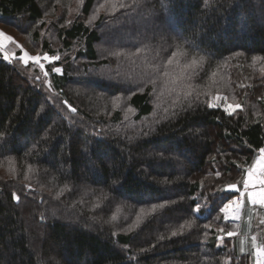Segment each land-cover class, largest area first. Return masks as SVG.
Masks as SVG:
<instances>
[{
	"label": "trees",
	"instance_id": "1",
	"mask_svg": "<svg viewBox=\"0 0 264 264\" xmlns=\"http://www.w3.org/2000/svg\"><path fill=\"white\" fill-rule=\"evenodd\" d=\"M55 1L0 0V25L63 56L54 97L0 58V264H256L219 208L264 148V0H84L57 49Z\"/></svg>",
	"mask_w": 264,
	"mask_h": 264
},
{
	"label": "rangeland",
	"instance_id": "2",
	"mask_svg": "<svg viewBox=\"0 0 264 264\" xmlns=\"http://www.w3.org/2000/svg\"><path fill=\"white\" fill-rule=\"evenodd\" d=\"M84 4V0H56L55 2L46 5L45 4V27L40 30V33L42 34L44 40L48 39L50 42L54 44V48H59V42L56 38V33L53 31L54 25H60L62 22V19L65 18L67 22L73 21L77 18V16L81 13L82 5ZM107 4L99 5L93 10L91 16L86 19L87 24L93 25L95 21L101 16L104 9L106 8ZM66 22V23H67ZM23 23V22H22ZM62 24V25H63ZM40 25L31 26V25H23V28H16L12 25L5 26L0 25V31H3L7 36H11L13 40L15 41V44H12L8 41H5L6 48L4 49V52H7L9 54V59L7 61H15L19 62L20 65L24 66L25 68H30V70L33 72L31 75L34 79H39L44 85H46L48 90H52L53 97L56 96L57 93L53 90L52 83L50 82V69H53L54 67H59L63 71V67L57 66V62L61 60L63 57L60 52H58L56 55H50L49 53H45L42 50L41 44L34 43V31L39 30ZM16 45H19L20 47H16ZM100 51H105L107 47H100ZM23 50V51H22ZM28 52L29 56H39L43 58L44 56H59L60 59L58 61H46L41 59V62L44 64V71L48 73V76L45 77L44 71H41L39 66L29 62L27 65H25L22 61H19L18 59H12V54L14 53L16 57H19L23 55V52ZM4 52H0V58H4ZM5 59V58H4ZM6 60V59H5ZM61 71V72H62ZM222 99L214 101V103L219 104L223 102L226 105H233L227 99H224L225 97L219 96ZM115 107L119 110L121 109L124 112L125 117H132V115L135 113L134 110L131 108H128L126 106V101L123 100H115ZM239 107H233L232 112L234 110L238 109ZM261 153H259V156L257 160L259 159ZM257 162V161H256ZM254 170L256 171L257 175L254 176L253 182H257V191H259V184H258V174L263 169L260 168L257 163L254 165ZM247 178V174L244 177L242 181V185L244 184V180ZM237 185L238 196L233 197L232 199L235 200H242L243 201V207L239 211V218L236 220L226 219V221L230 222V224L233 225V229H238L241 232H239L240 238V245L242 247H245L246 245H253L252 236L256 237L255 246L264 247V223L261 221H264V207H261L260 205H252L249 201V198L247 194L245 193L244 187L239 184ZM242 187V188H240ZM227 190L229 192H235L230 189ZM230 213H234L233 209L229 210ZM225 218V217H224ZM261 237H263L262 241H258ZM223 241V240H222ZM243 241V243H242Z\"/></svg>",
	"mask_w": 264,
	"mask_h": 264
},
{
	"label": "snow or ice",
	"instance_id": "3",
	"mask_svg": "<svg viewBox=\"0 0 264 264\" xmlns=\"http://www.w3.org/2000/svg\"><path fill=\"white\" fill-rule=\"evenodd\" d=\"M5 41H8L12 44H15V41L13 40V38L11 36H7L3 31H0V52H4V49L6 48V44L4 43ZM16 47H20L19 45H16ZM23 51V50H22ZM181 53L179 52V50H177L176 55H180ZM4 58L7 60L9 59V54L7 52H4ZM12 59H18L19 61H22L25 65H27L29 62H32L36 65L39 66L41 71H44V64L41 62V59L46 60V61H58L60 59L59 56H44L43 58L39 57V56H29L28 52H23V55L16 57L15 54H12ZM176 58V56H173V59H169L167 61L168 65H172L174 59ZM201 59L203 60L204 57H201ZM53 72L56 73H61V69L59 67H54L52 69ZM44 75L45 77L48 76V73L46 71H44ZM165 77H170V73L168 71H165L164 73ZM144 83H153L155 84L156 81L151 79V77H146L143 80ZM166 88H169L172 91H184L187 88V85L184 83V81L180 78L177 77L174 80H169L168 83H166L165 85ZM187 95H192L191 91L187 92ZM222 99L219 96L213 97V101L216 100H220ZM226 99V98H224ZM219 106L217 104L213 103H209V107H216ZM233 107H240L239 105L236 106H232V105H226L224 106V111L226 113H228L229 115H232V109ZM70 110L75 113L76 109L74 107H71V105H69ZM260 157L257 160V165L260 166L261 169H264V148L260 149ZM255 167V166H254ZM253 168H248L247 169V178L244 180V190L245 193L247 194L249 201L252 205H260L261 207H264V170L259 172V178H258V184L260 186L259 191H257V182H253V177L257 175L256 171ZM217 176L220 175L219 172L216 173ZM25 179H27V177H25ZM228 189L232 190V191H238L237 189V185L236 184H230L228 185ZM15 199L18 201L19 197H15ZM163 205H153V211H155L156 207H162ZM243 207V201L242 200H235V199H231L229 198L227 200L226 203H223L222 206L219 208V211L223 212L225 219H231V220H236L239 218V211L240 209ZM233 209L234 213H230L229 210ZM117 211H119V209H117ZM141 212L144 211L143 208L140 209ZM195 211L197 213H199L201 211L199 205H197V207L195 208ZM113 220L116 219L115 216L112 217ZM262 223H264V221H261ZM205 227H209V225L205 224ZM224 229L221 228L220 232H223ZM177 233L176 232H172V235L175 236ZM236 233L233 231H229L227 232V236L229 238L235 236ZM161 239H163V237H161ZM224 239L223 236L218 237V240L222 241ZM252 241H253V245H254V255L256 257V264H264V247H259V246H255V241H256V237L252 236ZM243 243V241H242ZM243 251V249H242Z\"/></svg>",
	"mask_w": 264,
	"mask_h": 264
},
{
	"label": "built area",
	"instance_id": "4",
	"mask_svg": "<svg viewBox=\"0 0 264 264\" xmlns=\"http://www.w3.org/2000/svg\"><path fill=\"white\" fill-rule=\"evenodd\" d=\"M264 170V169H263ZM258 178H259V174H258Z\"/></svg>",
	"mask_w": 264,
	"mask_h": 264
}]
</instances>
